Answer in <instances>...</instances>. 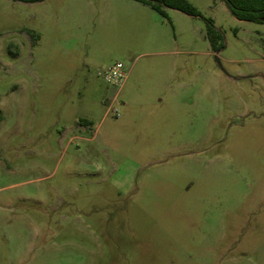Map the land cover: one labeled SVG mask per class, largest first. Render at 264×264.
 I'll list each match as a JSON object with an SVG mask.
<instances>
[{
  "label": "rangeland",
  "instance_id": "374dc122",
  "mask_svg": "<svg viewBox=\"0 0 264 264\" xmlns=\"http://www.w3.org/2000/svg\"><path fill=\"white\" fill-rule=\"evenodd\" d=\"M187 1L0 0V264H264V23Z\"/></svg>",
  "mask_w": 264,
  "mask_h": 264
},
{
  "label": "trees",
  "instance_id": "16d2710c",
  "mask_svg": "<svg viewBox=\"0 0 264 264\" xmlns=\"http://www.w3.org/2000/svg\"><path fill=\"white\" fill-rule=\"evenodd\" d=\"M24 3H35L44 0H12ZM143 5L149 6L152 10L167 18L166 9H176L191 16H200L196 7L188 3L187 0H136ZM225 3L229 12L238 20L245 22L264 23V0H221ZM207 22V39L213 50H218L223 36L215 28L212 20ZM80 124L88 125L85 120H80Z\"/></svg>",
  "mask_w": 264,
  "mask_h": 264
},
{
  "label": "built area",
  "instance_id": "2783aa9c",
  "mask_svg": "<svg viewBox=\"0 0 264 264\" xmlns=\"http://www.w3.org/2000/svg\"><path fill=\"white\" fill-rule=\"evenodd\" d=\"M126 71L124 66L121 63H116L115 65L111 66L103 75V79L106 83L121 86L124 80L126 79ZM110 111L116 117H119V110L117 108H110Z\"/></svg>",
  "mask_w": 264,
  "mask_h": 264
}]
</instances>
